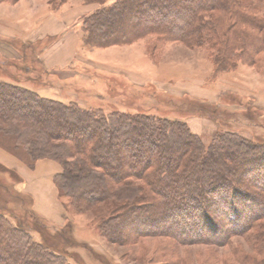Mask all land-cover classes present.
<instances>
[{"label": "trees", "instance_id": "16d2710c", "mask_svg": "<svg viewBox=\"0 0 264 264\" xmlns=\"http://www.w3.org/2000/svg\"><path fill=\"white\" fill-rule=\"evenodd\" d=\"M242 5L243 0H117L84 18L83 42L108 46L149 34L189 45L209 40L218 46L217 64L226 69L231 66L227 63H235L237 41L247 55L250 48L264 50V33L238 28L247 25L264 31V22ZM215 12H223L226 18L209 16ZM2 64L12 63L6 59ZM0 133L14 139L15 149L28 152L30 166L44 157L62 164L63 171L55 177L60 195L86 206L117 200L106 216V226L100 227L107 237L113 216H117L123 223L131 220L134 229L142 219L150 222L144 223L150 229L158 220L169 222V230L186 234L192 241L203 238L224 244L231 235H252L257 247L264 250L261 137L247 138L220 129L206 141L185 121L106 114L84 109L76 102L44 99L32 90L5 82H0ZM129 176L146 182L143 193L131 182L126 189L117 187ZM76 186L91 195L71 192ZM1 206L0 264L79 262L71 253L75 240L63 227L54 238L48 227L35 228L42 235V245L25 232L27 224L22 219L17 225L6 223ZM27 212L37 217L32 210ZM149 213L156 217L149 220Z\"/></svg>", "mask_w": 264, "mask_h": 264}, {"label": "rangeland", "instance_id": "374dc122", "mask_svg": "<svg viewBox=\"0 0 264 264\" xmlns=\"http://www.w3.org/2000/svg\"><path fill=\"white\" fill-rule=\"evenodd\" d=\"M115 1H0V31L18 30L21 26L29 32L26 38L0 33V82L32 90L44 99L66 104L76 102L84 109L106 114H144L185 121L195 128L203 124L206 141L221 129L247 138L261 137L264 142V50L250 48V55H247L242 52L239 41L235 44V63H227L231 66L226 69L217 64L220 55L213 42L206 40L189 45V42L158 34L98 47L82 41L73 65L55 70L44 65L43 52L61 37L58 34L43 37L36 29L46 13L84 4L86 9L88 6L93 10L85 13L73 27L82 29L86 16L102 6L115 4ZM242 6L259 22H264V1L243 0ZM110 16L114 18L113 14ZM209 16L217 20L226 18L223 12ZM238 28L264 33L255 26ZM6 59L12 64H2ZM135 74L143 75L144 82L136 81ZM214 128L217 129L213 131ZM5 134L0 133L3 220L17 225L22 219L27 224L25 232L42 245L40 231L34 230L48 227L54 238L59 227H63L75 240L71 253L77 255L80 262L67 259L71 264H258L264 260V250L257 247L252 235H231L224 244L203 238L192 241L185 238L186 234L169 230V222L158 223L159 220L156 221L158 225L150 229L144 225L148 220L136 219L139 226L134 229L131 220L123 223L124 219L113 216L107 237L100 227L106 226V216L117 200L86 206L67 195H60L55 177L63 171L62 164L44 157L30 166L28 152L23 148L15 149L14 139ZM49 161L59 167L60 172L53 177L55 164L52 166ZM128 182L136 185L141 193L147 186L142 179L129 176L117 187L125 188ZM73 191L85 194V190L78 191L77 186L72 188ZM25 208L44 221H38ZM149 215V220L156 217L155 213Z\"/></svg>", "mask_w": 264, "mask_h": 264}, {"label": "crops", "instance_id": "0c3cea01", "mask_svg": "<svg viewBox=\"0 0 264 264\" xmlns=\"http://www.w3.org/2000/svg\"><path fill=\"white\" fill-rule=\"evenodd\" d=\"M92 10L93 9H88V6L86 9V6L84 4L79 5V6L72 5L68 8H65L63 10L61 9L60 11H57V12L55 11L48 12L43 17L39 26L36 27V29H39V31L42 33L41 35L43 37H46L48 35H53V34L61 35V37L59 38L60 39L59 41L54 43V45L50 46L48 49H46L43 52V62H44V65H46L49 68V70L63 69L67 65H73L72 62H76L75 58L77 57V54H79V50L82 46L84 33L80 27H76V29H73V27L74 25L77 24V22H79V19H81V17L85 13L88 14ZM17 26H19V24H17ZM19 27L20 28H18V30L11 29V31H0V33L7 37L8 36L9 37L10 36H22L24 38L28 37L29 32H27L21 26ZM135 76L137 77L135 79L136 81L141 82V83L144 82L143 75L135 74ZM207 125H208V122H207ZM189 127L194 133L200 135L202 138L205 135V132H204V130H206L205 125L201 124L199 128L198 127L195 128L193 125L189 124ZM215 129L217 128H214L213 131ZM49 163H51L52 166L55 164V162L53 161L52 162L49 161ZM54 167L55 168H53L52 170L53 171L52 177L55 174L60 172L58 170L59 167L57 164H55ZM37 168H38V164H37ZM51 181H53V179ZM53 186H51L52 189H53ZM38 210L40 211V213H42L40 209ZM43 214L48 217L47 213L44 212Z\"/></svg>", "mask_w": 264, "mask_h": 264}]
</instances>
